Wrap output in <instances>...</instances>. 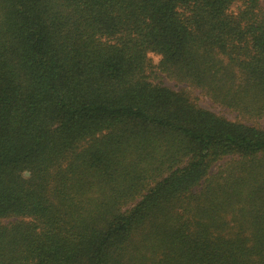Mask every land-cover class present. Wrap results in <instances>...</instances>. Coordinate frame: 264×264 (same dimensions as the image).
<instances>
[{
    "label": "trees",
    "instance_id": "1",
    "mask_svg": "<svg viewBox=\"0 0 264 264\" xmlns=\"http://www.w3.org/2000/svg\"><path fill=\"white\" fill-rule=\"evenodd\" d=\"M263 118L258 0H0V264H264Z\"/></svg>",
    "mask_w": 264,
    "mask_h": 264
},
{
    "label": "rangeland",
    "instance_id": "2",
    "mask_svg": "<svg viewBox=\"0 0 264 264\" xmlns=\"http://www.w3.org/2000/svg\"><path fill=\"white\" fill-rule=\"evenodd\" d=\"M258 1L261 5L264 6V0H258ZM148 58H149L150 68H152L154 70L155 66L159 60V56L154 54V53H149ZM150 78L152 81L161 83L162 85L167 86L173 90H179L181 88L185 89L186 92L189 94V96L192 98V100L197 105H199L203 108L209 109L213 112H217L220 115L226 116L227 118H233V116H234V113H231L230 111L215 105L214 103H212L209 100L208 97H206L204 94H202V92H200L199 90L193 89V88L187 86L186 84L174 82L173 80H171V79H169V78H167V77H165L159 73L151 74ZM260 125L264 126V118L260 120Z\"/></svg>",
    "mask_w": 264,
    "mask_h": 264
}]
</instances>
